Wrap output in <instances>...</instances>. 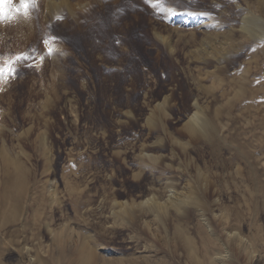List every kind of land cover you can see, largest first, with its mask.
Returning <instances> with one entry per match:
<instances>
[{
	"label": "rangeland",
	"instance_id": "374dc122",
	"mask_svg": "<svg viewBox=\"0 0 264 264\" xmlns=\"http://www.w3.org/2000/svg\"><path fill=\"white\" fill-rule=\"evenodd\" d=\"M65 1L0 24V66L37 57L0 82V264H264V37L238 31L264 0Z\"/></svg>",
	"mask_w": 264,
	"mask_h": 264
},
{
	"label": "bare ground",
	"instance_id": "6f19581e",
	"mask_svg": "<svg viewBox=\"0 0 264 264\" xmlns=\"http://www.w3.org/2000/svg\"><path fill=\"white\" fill-rule=\"evenodd\" d=\"M41 4H42V18L43 19H46V20L53 19L56 16V13L62 9L66 10V12L68 14L74 15V13H73L74 8H72L71 4L67 3L65 0H41ZM187 21H188V19L185 20L184 17H181L179 23L186 25ZM204 24H205L204 22L199 23L200 26L201 25L206 26ZM202 26H201V28H202ZM238 31L250 39H257L259 37H264V19L259 15H256L252 12L247 11L246 14L242 18V21H241L240 27L238 28ZM216 42L213 43V42H211V40H209V41L207 40L202 44L201 49L204 50V53L205 52L208 53L207 50H215L214 54L211 55L212 59L216 63H220L222 61V58L224 55L223 53L225 51L226 42H218V41H216ZM201 52H202V50H201ZM195 107H197V106H195ZM199 112H200V110H199ZM199 112L192 114L190 119H192L193 122L191 124H189L187 126V128L191 133H200L203 135H207L212 130L211 124ZM185 194H187V193H185ZM185 194L179 192V194L169 196L168 199L164 202L165 203L164 205L166 208H164V205H163L164 213H165V209H168V208H170V210L174 209L173 211L174 212L177 211L176 213H178L182 209V206L184 207V205L185 206L187 204L189 205V202L191 205L192 204L194 205L195 200L194 199L190 200V198L188 199V196H186ZM146 202L151 203V201H149V200ZM148 208L151 209L150 210L151 212H152V210H154V213L157 210L156 206L154 204L152 206H150V204H149ZM161 210H163V209H161ZM158 214H159V212H158ZM160 215L161 214H159V216ZM156 219H158V216ZM159 219H160V217H159ZM182 239H183V237H182ZM185 240H186V236H185ZM186 243H188V244H186V246L189 245V239L186 240ZM184 244H185V241H184ZM189 247H190V245H189ZM223 260H224L223 255H218V256L214 257V259H213V261L215 263H222ZM255 261H258V259H255Z\"/></svg>",
	"mask_w": 264,
	"mask_h": 264
},
{
	"label": "snow or ice",
	"instance_id": "6c2138e0",
	"mask_svg": "<svg viewBox=\"0 0 264 264\" xmlns=\"http://www.w3.org/2000/svg\"><path fill=\"white\" fill-rule=\"evenodd\" d=\"M143 3L155 10L158 15L163 14L166 16H173L177 14V7L175 5L179 3V0H172V6H169L168 0H143ZM37 6L38 0H18V4L14 3V0H0V24L16 22L19 19L28 21L31 19V14ZM132 7L135 9L136 6L133 5ZM212 7L213 10L218 11L219 9L218 5H213ZM199 14L205 15L207 13L204 10H201ZM62 19L63 17H56V20L58 21ZM59 39L60 38L54 33L47 35L42 39L47 56H52L59 51L56 47V43ZM36 51L35 48L32 49L33 53ZM44 58V54H40L39 62L42 63ZM30 60L35 62L37 57L35 55L20 54L11 59L4 60L3 65L0 66V82L9 78H15L17 75L16 65ZM28 66L31 67L33 64H29Z\"/></svg>",
	"mask_w": 264,
	"mask_h": 264
}]
</instances>
